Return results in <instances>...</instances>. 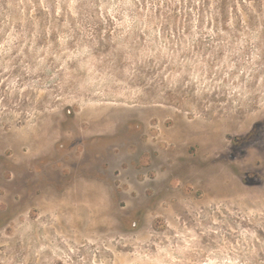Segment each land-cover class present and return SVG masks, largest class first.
I'll return each mask as SVG.
<instances>
[{"label": "rangeland", "instance_id": "374dc122", "mask_svg": "<svg viewBox=\"0 0 264 264\" xmlns=\"http://www.w3.org/2000/svg\"><path fill=\"white\" fill-rule=\"evenodd\" d=\"M0 264H264V0H0Z\"/></svg>", "mask_w": 264, "mask_h": 264}]
</instances>
